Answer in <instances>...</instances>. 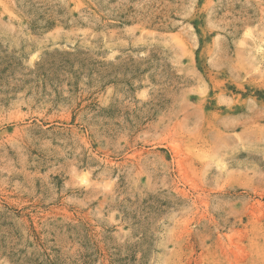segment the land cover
Here are the masks:
<instances>
[{"label": "rangeland", "instance_id": "374dc122", "mask_svg": "<svg viewBox=\"0 0 264 264\" xmlns=\"http://www.w3.org/2000/svg\"><path fill=\"white\" fill-rule=\"evenodd\" d=\"M0 264H264V0H0Z\"/></svg>", "mask_w": 264, "mask_h": 264}]
</instances>
